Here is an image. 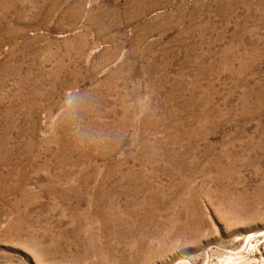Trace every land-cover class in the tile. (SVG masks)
Returning <instances> with one entry per match:
<instances>
[{"label": "rangeland", "instance_id": "obj_1", "mask_svg": "<svg viewBox=\"0 0 264 264\" xmlns=\"http://www.w3.org/2000/svg\"><path fill=\"white\" fill-rule=\"evenodd\" d=\"M262 228L264 0H0V264H264Z\"/></svg>", "mask_w": 264, "mask_h": 264}, {"label": "bare ground", "instance_id": "obj_2", "mask_svg": "<svg viewBox=\"0 0 264 264\" xmlns=\"http://www.w3.org/2000/svg\"><path fill=\"white\" fill-rule=\"evenodd\" d=\"M258 235H264V228H262V230H259L258 232H254V231H251V230H249L248 231V233L246 234V237H245V241H246V243H245V248L244 249H248L246 252H248L249 251V249L251 248V238H253L254 236L256 237V236H258ZM255 247V246H254ZM245 251H243V253H244ZM239 254V256H240V253H238ZM242 255V254H241ZM239 258H241V257H239ZM243 258V257H242ZM241 258V259H242ZM242 262V261H241ZM245 263V262H244ZM247 263V262H246Z\"/></svg>", "mask_w": 264, "mask_h": 264}]
</instances>
